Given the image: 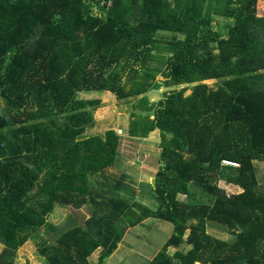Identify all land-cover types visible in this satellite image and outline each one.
<instances>
[{
  "label": "trees",
  "instance_id": "1",
  "mask_svg": "<svg viewBox=\"0 0 264 264\" xmlns=\"http://www.w3.org/2000/svg\"><path fill=\"white\" fill-rule=\"evenodd\" d=\"M92 6L0 0V96L8 102L0 112V264L54 229L55 207L88 214L56 242H41L45 264H92L99 248L103 262L148 219L174 225L151 264H264L254 164L264 163V0H116L99 17ZM209 79L221 83L211 89ZM162 85L163 99L151 102L145 93ZM99 90L122 102L143 96L130 135L161 133L155 211L126 200L123 180L116 194L94 190L92 176L117 165L123 133L84 137L103 103L80 93ZM220 181L242 191L228 194ZM192 185L213 195L211 205L193 198ZM210 221L233 239L211 235Z\"/></svg>",
  "mask_w": 264,
  "mask_h": 264
},
{
  "label": "rangeland",
  "instance_id": "2",
  "mask_svg": "<svg viewBox=\"0 0 264 264\" xmlns=\"http://www.w3.org/2000/svg\"><path fill=\"white\" fill-rule=\"evenodd\" d=\"M88 1V0H87ZM225 21V20H222ZM225 23H223L224 25ZM224 31L226 28L224 26ZM158 81H163L165 78L160 73L157 76ZM126 78V74L123 80ZM209 88L216 89L221 83L220 79L204 80ZM183 85L179 86L181 88ZM168 88L162 85L159 88L149 90L147 96L151 102L159 101L164 97V91ZM191 92L190 88H187L185 94ZM131 98L129 101L122 102L117 99L114 93L107 90H99L92 92H81L80 99H101L102 107L95 111V123L87 127L84 137L94 135H105L109 130L118 131L121 130L122 140L119 147V161L115 167L106 170L103 173H98L92 176L93 187L96 193H108L109 195L116 194V184L122 181V193L126 200H130L131 203H139L146 208L155 211L157 209V203L154 199V176L158 171V158L161 153L162 137L159 130H155L150 133L147 138H137L130 135L131 120H133V106L138 103L139 99ZM8 102L0 96V112L5 113ZM136 113H141L140 110H136ZM144 112H142L143 114ZM255 168L257 172L259 188L258 191H264V163L256 161ZM219 187L225 189L228 194L239 193L242 191L238 185L226 184L223 181L219 182ZM261 190V191H260ZM191 194L196 200L202 201L203 204H210L213 201V195L207 193L202 188H196L193 185L190 186ZM264 193V192H261ZM178 199L181 201H187L185 195H179ZM87 211L85 207L74 211L72 208L55 207L54 211L49 217V222L54 229H42L41 234L35 235L34 238L26 242L22 247L16 250V258L13 260V264H45V260L39 255V245L43 240L48 242H56L57 236L75 226L76 221L86 215ZM158 221V220H157ZM156 220L151 219L149 223L136 228L135 233L142 235L143 239L133 242L135 239L132 232L126 239L125 250L120 249L118 253H115L111 258V261L107 264H151L148 260V256L154 253L159 244H162L160 240L167 238L168 235L164 233V230L160 231L155 228ZM160 222V221H159ZM209 233L221 240H231L233 235L230 233L227 227L218 224L214 221L209 222ZM131 242V243H130ZM136 246L138 252L131 250L128 251L127 246ZM138 247V248H137ZM189 248V247H188ZM6 247L0 243V255L4 253ZM172 252L175 251L172 248ZM101 249H97L92 256H94V262L97 261L98 255ZM130 253V254H129ZM105 261L103 264H106Z\"/></svg>",
  "mask_w": 264,
  "mask_h": 264
},
{
  "label": "crops",
  "instance_id": "3",
  "mask_svg": "<svg viewBox=\"0 0 264 264\" xmlns=\"http://www.w3.org/2000/svg\"><path fill=\"white\" fill-rule=\"evenodd\" d=\"M151 219H148V220H144L141 224H139V225H137L136 227H131V228H129L128 229V231H127V233L125 234V236H124V238H123V240H121L120 242H119V244H118V247L116 248V250L110 255V256H108L103 262H98V260H99V255H98V259H97V261H95L94 262V256H90V262H92V264H103L105 261H107L106 262V264L107 263H109L110 261H111V258L113 257V255H115V253H118L119 251H120V249L121 248H123L124 250H125V245L123 244V243H125V241H126V239H127V237L133 232L134 233V237H135V239L134 240H132L133 242H135V241H137V240H140V239H143V236H144V234H142L141 236L140 235H138L137 233H135V230H137L136 228H138V227H141L142 225H145V224H147V223H149V221H150ZM153 220H156V219H153ZM158 220V221H157ZM156 221H157V223H155L154 225H155V228H158V230H159V233H160V231H162V230H164V233H166V235H168V237L167 238H162L161 240H160V242H162V244H159L158 246H157V249H155L154 250V253H152V255H149L148 256V260H149V262H152V260L156 257V255L159 253V251L160 250H162V248H163V246L165 245V243L170 239V237L173 235V233H174V225L171 223V222H168V221H164V220H160V219H157ZM160 221V222H159ZM142 241H145V239H143ZM131 243V242H130ZM128 248V251H130V253H131V250H133V251H135V249H136V246H131V245H129V246H127ZM138 248V247H137ZM172 248L170 247L169 248V251L170 252H172ZM138 252V250L136 249V253ZM129 253V254H130ZM197 264H201V263H197Z\"/></svg>",
  "mask_w": 264,
  "mask_h": 264
},
{
  "label": "built area",
  "instance_id": "4",
  "mask_svg": "<svg viewBox=\"0 0 264 264\" xmlns=\"http://www.w3.org/2000/svg\"><path fill=\"white\" fill-rule=\"evenodd\" d=\"M92 2V12L93 16L99 17L105 14L107 11L111 10L115 6L116 0H88ZM224 165L237 167L238 164L230 161H223Z\"/></svg>",
  "mask_w": 264,
  "mask_h": 264
}]
</instances>
